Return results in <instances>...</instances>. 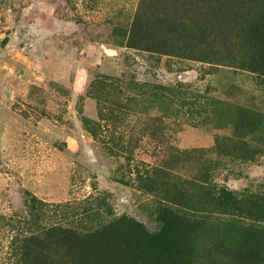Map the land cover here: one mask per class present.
I'll list each match as a JSON object with an SVG mask.
<instances>
[{"label":"rangeland","instance_id":"374dc122","mask_svg":"<svg viewBox=\"0 0 264 264\" xmlns=\"http://www.w3.org/2000/svg\"><path fill=\"white\" fill-rule=\"evenodd\" d=\"M61 261L264 264V0H0V264Z\"/></svg>","mask_w":264,"mask_h":264},{"label":"trees","instance_id":"16d2710c","mask_svg":"<svg viewBox=\"0 0 264 264\" xmlns=\"http://www.w3.org/2000/svg\"><path fill=\"white\" fill-rule=\"evenodd\" d=\"M61 235H62V237H64V235H66V234H64L65 232L63 231V230H57ZM59 264H66L64 261H61V262H59Z\"/></svg>","mask_w":264,"mask_h":264}]
</instances>
